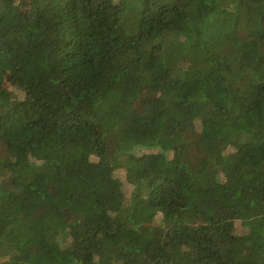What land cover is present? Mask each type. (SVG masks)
<instances>
[{"label": "trees", "instance_id": "trees-1", "mask_svg": "<svg viewBox=\"0 0 264 264\" xmlns=\"http://www.w3.org/2000/svg\"><path fill=\"white\" fill-rule=\"evenodd\" d=\"M0 264H264V0H0Z\"/></svg>", "mask_w": 264, "mask_h": 264}, {"label": "rangeland", "instance_id": "rangeland-1", "mask_svg": "<svg viewBox=\"0 0 264 264\" xmlns=\"http://www.w3.org/2000/svg\"><path fill=\"white\" fill-rule=\"evenodd\" d=\"M4 84H5V86H8V82H6V80L4 81ZM12 89H14V88L12 87ZM152 93H157V91L156 90L155 91L154 90L144 91L141 97H139V98H137V99H135L133 101L134 106L136 107V109L138 111H143L144 110V108H145V102H147L148 98L151 96ZM124 172H125L124 170L119 171V175L120 174L123 175ZM241 228H243V227H241Z\"/></svg>", "mask_w": 264, "mask_h": 264}]
</instances>
